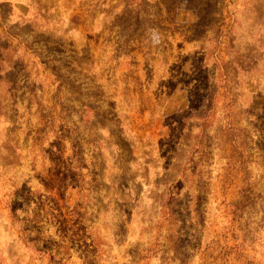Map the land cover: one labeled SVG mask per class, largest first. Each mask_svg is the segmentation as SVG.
Masks as SVG:
<instances>
[{"label": "rangeland", "instance_id": "rangeland-1", "mask_svg": "<svg viewBox=\"0 0 264 264\" xmlns=\"http://www.w3.org/2000/svg\"><path fill=\"white\" fill-rule=\"evenodd\" d=\"M0 264H264V0H0Z\"/></svg>", "mask_w": 264, "mask_h": 264}]
</instances>
